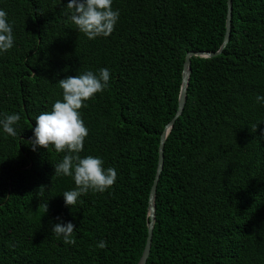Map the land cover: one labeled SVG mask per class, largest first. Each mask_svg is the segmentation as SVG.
<instances>
[{
	"label": "trees",
	"instance_id": "obj_1",
	"mask_svg": "<svg viewBox=\"0 0 264 264\" xmlns=\"http://www.w3.org/2000/svg\"><path fill=\"white\" fill-rule=\"evenodd\" d=\"M69 2L0 0L14 36L0 52V119L21 115L15 136L0 126V264H138L186 54L218 50L227 28L228 0H112L114 31L88 39ZM232 2L226 48L192 57L146 264H264V102L256 99L264 96V0ZM105 67L108 86L79 110L88 129L79 155L102 159L117 179L66 206L75 182L54 166L67 153L32 150L29 140L36 117L62 101L59 80ZM61 221L75 226V245L52 234Z\"/></svg>",
	"mask_w": 264,
	"mask_h": 264
},
{
	"label": "clouds",
	"instance_id": "obj_2",
	"mask_svg": "<svg viewBox=\"0 0 264 264\" xmlns=\"http://www.w3.org/2000/svg\"><path fill=\"white\" fill-rule=\"evenodd\" d=\"M67 8L72 10L71 21L88 39L110 36L119 19V10L112 9V0H70ZM13 45V28L8 22L6 11L0 10V52H6ZM109 80L110 72L106 67L99 69L98 75L87 71L59 80L58 85L63 90L62 101L56 100L51 111H45L35 119L34 135L29 140L32 150H36L37 146L48 149L49 145H53L56 152L67 153L54 166V175L71 176L75 182V189L63 193L66 206L73 207L80 196L90 191L103 193L116 182L117 171L111 167L105 169L102 159L91 155L81 158L79 155L88 136L79 110L85 101L104 91ZM256 99L264 102V96L258 95ZM20 120V114H8L0 119V126L4 132L15 136V126ZM44 208L46 213L47 203ZM74 231L75 226L71 222L63 221L51 229L52 234L62 238L67 245L76 244ZM97 247L103 250L107 242L101 240Z\"/></svg>",
	"mask_w": 264,
	"mask_h": 264
},
{
	"label": "water",
	"instance_id": "obj_3",
	"mask_svg": "<svg viewBox=\"0 0 264 264\" xmlns=\"http://www.w3.org/2000/svg\"><path fill=\"white\" fill-rule=\"evenodd\" d=\"M232 10H233V2L232 0H228V14H227V23H226L227 28H226L224 41L218 50L216 51H188L186 54L185 61H184V67H183L182 84H181V90H180V95H179L178 109L173 119L169 123H167L164 131L161 134L158 167H157L155 180H154V183L152 185L150 195H149L148 237H147L144 251L142 253V256L140 257L138 264H146L150 256V253H151L152 239H153L154 227H155V222H156L157 189H158V182L160 179V175L164 168L165 144H166L168 135L171 132V129L173 128L176 120L182 115L183 110L185 108L187 90H188L189 81H190V77L192 73V57L201 56V57L211 58L223 52V50L226 48L230 40V34H231V28H232Z\"/></svg>",
	"mask_w": 264,
	"mask_h": 264
}]
</instances>
